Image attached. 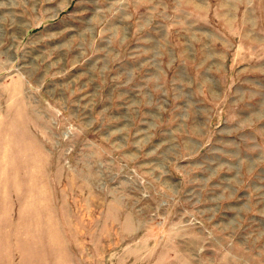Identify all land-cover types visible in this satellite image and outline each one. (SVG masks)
<instances>
[{
  "label": "rangeland",
  "instance_id": "374dc122",
  "mask_svg": "<svg viewBox=\"0 0 264 264\" xmlns=\"http://www.w3.org/2000/svg\"><path fill=\"white\" fill-rule=\"evenodd\" d=\"M0 264H264V0H0Z\"/></svg>",
  "mask_w": 264,
  "mask_h": 264
}]
</instances>
